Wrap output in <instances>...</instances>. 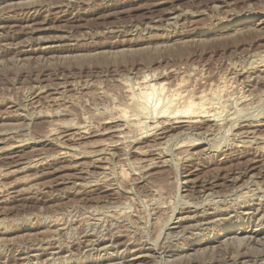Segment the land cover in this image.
<instances>
[{
  "label": "rangeland",
  "instance_id": "obj_1",
  "mask_svg": "<svg viewBox=\"0 0 264 264\" xmlns=\"http://www.w3.org/2000/svg\"><path fill=\"white\" fill-rule=\"evenodd\" d=\"M263 138L264 0H0V264H264Z\"/></svg>",
  "mask_w": 264,
  "mask_h": 264
},
{
  "label": "bare ground",
  "instance_id": "obj_2",
  "mask_svg": "<svg viewBox=\"0 0 264 264\" xmlns=\"http://www.w3.org/2000/svg\"><path fill=\"white\" fill-rule=\"evenodd\" d=\"M260 57V56H259ZM256 63V62H255ZM255 65V64H254ZM153 75V74H152ZM154 76V75H153ZM158 78V77H157ZM147 79V78H146ZM143 82V81H142ZM182 84V83H181ZM145 87L142 88V90L139 92V101H140V105L139 108H141V111H146L148 113H152L153 116L155 115L158 116V124H153L152 126H154L152 128V130H158L157 128H161L162 126H164V124H167L169 122H174V123H184L185 125L189 126L190 124H194V122L198 121V120H204V121H210L213 122L214 119V115H210V113L212 112H207L205 111L204 107L205 104V100L199 103H194L193 100H183V97L181 99L182 93L180 94V91L177 93L180 97L181 100H183L184 102L182 103V106L179 107L180 103L178 106L176 103V99L178 97H176V99L171 98L170 101H165L163 103L162 99L164 98L162 95V93L164 92V90H166V86L167 84L165 82H160L159 79H156V77L154 78V80H147L144 82ZM130 88V87H129ZM181 88V87H180ZM213 91V90H211ZM192 92V91H191ZM210 92V91H209ZM176 93V92H175ZM222 93V92H221ZM259 93V92H258ZM175 94V96L177 95ZM132 95V94H131ZM174 95V94H173ZM215 95V94H214ZM133 96V95H132ZM172 96V95H171ZM213 96V95H212ZM262 96V95H261ZM163 97V98H162ZM192 97V96H190ZM200 97V96H199ZM138 99V98H137ZM187 99V98H186ZM178 101V100H177ZM211 101V100H210ZM134 102V101H133ZM138 102V101H137ZM139 103V102H138ZM210 103V102H209ZM135 104V103H134ZM133 104V105H134ZM137 104V103H136ZM214 105V104H213ZM217 105V104H216ZM221 105V104H220ZM138 106V105H137ZM209 106V105H208ZM135 107V106H134ZM217 107V106H216ZM133 109V108H132ZM207 109V108H206ZM210 109V108H209ZM211 111V110H210ZM215 112V110H214ZM213 112V113H214ZM58 113V112H57ZM215 114V113H214ZM216 115V114H215ZM122 117V115H121ZM217 117V116H215ZM123 118V117H122ZM201 120V121H202ZM137 121V120H136ZM216 121V118H215ZM167 122V123H166ZM209 122V123H210ZM131 123V122H130ZM171 123V124H172ZM197 123V122H196ZM192 124V125H193ZM138 125V124H137ZM183 125V124H182ZM259 125V124H258ZM140 126V125H139ZM144 126V125H143ZM172 126V125H171ZM191 126V125H190ZM189 126V127H190ZM96 128V127H95ZM137 128V127H136ZM145 128V127H144ZM151 128V127H150ZM164 128V127H162ZM161 131V132H160ZM159 131V133H164L162 132L163 130L161 129ZM167 132V131H166ZM216 132V131H215ZM247 132V131H246ZM250 132V131H249ZM84 134V132H81V134ZM156 133V132H155ZM182 133V132H181ZM128 134V133H127ZM139 134V133H138ZM245 134V133H244ZM129 135V134H128ZM150 135V134H149ZM170 135V134H169ZM168 135V136H169ZM165 136V135H164ZM162 136V137H164ZM251 136V135H250ZM160 137V136H159ZM161 137V138H162ZM244 137V136H243ZM130 138V137H129ZM128 138V139H129ZM261 138V137H259ZM264 139V138H263ZM164 140V139H163ZM259 140V139H258ZM251 141V140H250ZM253 141V140H252ZM264 141V140H263ZM169 142V141H168ZM257 142V141H256ZM260 142V141H259ZM102 143V142H101ZM193 143V142H192ZM58 144V143H57ZM166 144V143H165ZM180 144V143H179ZM262 144V143H261ZM157 145V144H156ZM164 145V144H163ZM192 145V144H191ZM79 146V145H78ZM160 146V145H159ZM158 146V147H159ZM77 147V146H76ZM237 147V146H235ZM5 151V150H4ZM61 153V152H60ZM141 153V152H140ZM142 154V153H141ZM167 154V153H166ZM62 155V154H61ZM160 155V154H159ZM73 156V155H72ZM155 162V161H154ZM37 163V162H36ZM143 165V164H142ZM103 167V166H102ZM85 173V172H84ZM137 174V173H136ZM3 176V175H2ZM82 178V177H81ZM30 180V179H29ZM256 190V189H255ZM185 201V200H184ZM236 202V201H235ZM214 214V213H213ZM206 215V214H205ZM191 218V217H190ZM182 219V218H181ZM188 219V218H187ZM216 220V219H215ZM51 225V224H50ZM200 225V224H199ZM174 237V236H173ZM167 239V238H166ZM242 239V238H241ZM251 239V238H250ZM236 241V240H235ZM238 242V241H237ZM250 242V241H249ZM223 243V242H222ZM25 249V248H24ZM138 258V257H137ZM142 258V257H141ZM150 258V257H149Z\"/></svg>",
  "mask_w": 264,
  "mask_h": 264
}]
</instances>
